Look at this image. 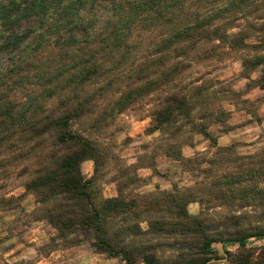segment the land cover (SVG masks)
<instances>
[{"label": "trees", "instance_id": "obj_1", "mask_svg": "<svg viewBox=\"0 0 264 264\" xmlns=\"http://www.w3.org/2000/svg\"><path fill=\"white\" fill-rule=\"evenodd\" d=\"M240 28H264V0H0V179L11 170L27 175L24 188L57 233L49 245L87 242L124 264H209L219 260L215 244L236 245L227 252L232 264H264V246L248 247L264 238V225L206 223L187 212L192 200L183 194L131 197L119 185L104 198L97 178L105 149L90 137L148 98L152 132L192 126L193 104L176 78L193 58L218 43L254 49L241 58L245 70L264 61V29L251 36ZM257 86L264 89V69ZM194 131L209 137L205 127ZM86 161L95 165L89 178L80 169ZM261 164L230 174L211 196L258 203L263 216L264 187L241 185L264 179ZM167 236L184 239L187 251L157 255L153 240Z\"/></svg>", "mask_w": 264, "mask_h": 264}, {"label": "rangeland", "instance_id": "obj_2", "mask_svg": "<svg viewBox=\"0 0 264 264\" xmlns=\"http://www.w3.org/2000/svg\"><path fill=\"white\" fill-rule=\"evenodd\" d=\"M240 29L253 36L264 28ZM238 32L235 28L229 34ZM257 41L250 37L247 42L255 44ZM209 49L207 46L202 53ZM262 49L258 54L264 55V45ZM254 51H231L215 43L207 57L201 54L200 58H193L189 67L176 78L178 89L187 94L193 104V124L184 126L178 134H173L176 126L151 131L154 122L148 98L144 100L146 106L125 112L105 130L90 135L106 154L97 178L102 196H117L119 185L124 195L131 197L183 194L192 200L187 212L205 219L206 223L221 226L238 219L244 228L264 225L260 204L210 194L213 188L223 190L230 174H243L248 168L262 166L264 89L257 86V81L264 61L253 70H245L241 59ZM159 96L163 95L156 98ZM83 126H78L77 130H83ZM199 126L205 127L209 137L194 131ZM80 169L84 177L89 178L94 174L95 165L93 161H86ZM27 180V175L19 177L13 170L5 179H0V201H4L0 203V264H124L120 258L95 253L87 242L69 248L49 245L57 233L38 212L35 196L24 188ZM216 183L221 184L216 187ZM241 185L263 188L264 179L245 177ZM141 228L145 230L147 225L141 224ZM153 244L157 255L165 258L187 251L186 242L177 236L153 240ZM219 245L223 244L213 246L216 252H220ZM260 246L263 245L257 240L248 243V247ZM51 247L61 249L51 252ZM227 252L237 251L224 250L223 256L215 255L223 259H214L209 264H232L233 258Z\"/></svg>", "mask_w": 264, "mask_h": 264}, {"label": "crops", "instance_id": "obj_3", "mask_svg": "<svg viewBox=\"0 0 264 264\" xmlns=\"http://www.w3.org/2000/svg\"><path fill=\"white\" fill-rule=\"evenodd\" d=\"M257 243H260L261 245H263L264 246V238L263 239H261V240H257ZM220 246V252H217V255H219V257L220 256H223L222 254V252L224 251V250H229V251H234V250H237V246L236 245H227V247H225V246H223V245H219ZM224 247V248H223ZM217 251V250H216ZM218 257V258H219ZM221 259H223V258H219V260H221ZM219 260H217V261H219Z\"/></svg>", "mask_w": 264, "mask_h": 264}]
</instances>
